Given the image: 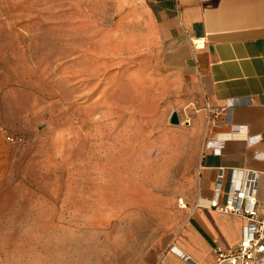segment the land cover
Returning <instances> with one entry per match:
<instances>
[{
    "label": "rangeland",
    "instance_id": "374dc122",
    "mask_svg": "<svg viewBox=\"0 0 264 264\" xmlns=\"http://www.w3.org/2000/svg\"><path fill=\"white\" fill-rule=\"evenodd\" d=\"M115 16L0 0V264H146L187 220L199 140Z\"/></svg>",
    "mask_w": 264,
    "mask_h": 264
},
{
    "label": "crops",
    "instance_id": "0c3cea01",
    "mask_svg": "<svg viewBox=\"0 0 264 264\" xmlns=\"http://www.w3.org/2000/svg\"><path fill=\"white\" fill-rule=\"evenodd\" d=\"M111 1L115 31L152 55L173 86L179 123L199 140L187 220L146 264H205L216 247L240 242L244 221L195 203L216 191L223 202L250 173L264 214V0Z\"/></svg>",
    "mask_w": 264,
    "mask_h": 264
},
{
    "label": "built area",
    "instance_id": "2783aa9c",
    "mask_svg": "<svg viewBox=\"0 0 264 264\" xmlns=\"http://www.w3.org/2000/svg\"><path fill=\"white\" fill-rule=\"evenodd\" d=\"M204 40L199 44L204 45ZM12 141L11 138H7ZM255 179L248 173L247 178H236L223 202L218 201V192L206 205L195 203L194 208H207L218 213L239 217L244 221L242 238L231 248L216 247L212 259L205 264H264V214L256 210L257 199L254 195ZM186 208L185 205H182ZM189 264L197 263L185 257Z\"/></svg>",
    "mask_w": 264,
    "mask_h": 264
},
{
    "label": "water",
    "instance_id": "95a60500",
    "mask_svg": "<svg viewBox=\"0 0 264 264\" xmlns=\"http://www.w3.org/2000/svg\"><path fill=\"white\" fill-rule=\"evenodd\" d=\"M169 123L171 125H178L179 124V119H178V115L176 112L172 113L170 120H169Z\"/></svg>",
    "mask_w": 264,
    "mask_h": 264
},
{
    "label": "bare ground",
    "instance_id": "6f19581e",
    "mask_svg": "<svg viewBox=\"0 0 264 264\" xmlns=\"http://www.w3.org/2000/svg\"><path fill=\"white\" fill-rule=\"evenodd\" d=\"M112 97H114V96H112Z\"/></svg>",
    "mask_w": 264,
    "mask_h": 264
}]
</instances>
